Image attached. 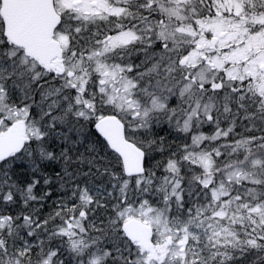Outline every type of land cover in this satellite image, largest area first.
<instances>
[{
    "label": "snow or ice",
    "instance_id": "6c2138e0",
    "mask_svg": "<svg viewBox=\"0 0 264 264\" xmlns=\"http://www.w3.org/2000/svg\"><path fill=\"white\" fill-rule=\"evenodd\" d=\"M0 264H264V0H0Z\"/></svg>",
    "mask_w": 264,
    "mask_h": 264
}]
</instances>
